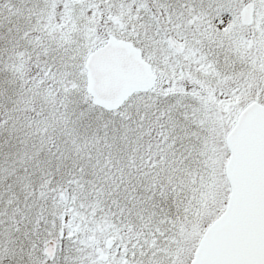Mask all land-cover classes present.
<instances>
[{"label":"snow or ice","instance_id":"6c2138e0","mask_svg":"<svg viewBox=\"0 0 264 264\" xmlns=\"http://www.w3.org/2000/svg\"><path fill=\"white\" fill-rule=\"evenodd\" d=\"M0 264H264V0H0Z\"/></svg>","mask_w":264,"mask_h":264}]
</instances>
